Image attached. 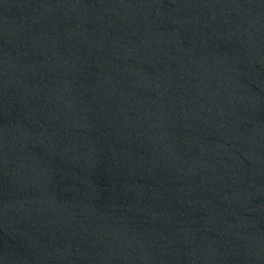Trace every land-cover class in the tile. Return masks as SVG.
Here are the masks:
<instances>
[{
	"label": "water",
	"instance_id": "water-1",
	"mask_svg": "<svg viewBox=\"0 0 264 264\" xmlns=\"http://www.w3.org/2000/svg\"><path fill=\"white\" fill-rule=\"evenodd\" d=\"M0 264H264V0H0Z\"/></svg>",
	"mask_w": 264,
	"mask_h": 264
}]
</instances>
